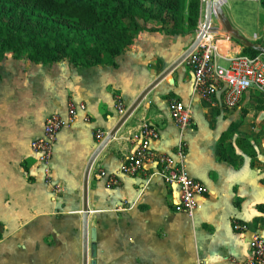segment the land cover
I'll list each match as a JSON object with an SVG mask.
<instances>
[{"label":"crops","instance_id":"crops-1","mask_svg":"<svg viewBox=\"0 0 264 264\" xmlns=\"http://www.w3.org/2000/svg\"><path fill=\"white\" fill-rule=\"evenodd\" d=\"M232 9H223L232 27L264 49V25L259 36L249 34V26H233ZM164 26L145 23L114 65L83 67L65 59L41 64L0 51V264H82L83 237L88 264L90 229L95 264H233L249 259L252 237L264 239V97L249 90L231 108L219 94L205 100L183 60L147 91L94 157L83 218L84 169L122 116L117 102L126 110L195 38ZM205 35L219 56L241 53L223 31ZM173 99L188 109V126L171 121ZM69 103H83L85 111L57 132L44 164L30 142L41 136L49 115L65 118ZM142 121L158 133L151 151L178 159L180 147L186 173L203 184L189 215L173 210L178 188L154 173V163L132 175L120 170ZM96 131L103 133L101 141ZM237 138L250 144L252 164ZM109 177L116 184L107 185ZM233 222L243 228L233 230Z\"/></svg>","mask_w":264,"mask_h":264},{"label":"trees","instance_id":"trees-1","mask_svg":"<svg viewBox=\"0 0 264 264\" xmlns=\"http://www.w3.org/2000/svg\"><path fill=\"white\" fill-rule=\"evenodd\" d=\"M258 5L264 11V0ZM199 9L200 0H0V51L41 64L65 59L83 67L114 65V57L156 14L170 18L171 23L157 19L161 26L195 30ZM241 53L255 56L260 49L242 46ZM234 142L252 164L250 144Z\"/></svg>","mask_w":264,"mask_h":264},{"label":"built area","instance_id":"built-area-1","mask_svg":"<svg viewBox=\"0 0 264 264\" xmlns=\"http://www.w3.org/2000/svg\"><path fill=\"white\" fill-rule=\"evenodd\" d=\"M183 62L191 71L193 89L205 100L219 94L223 106L231 108L236 106L241 96L249 90H254L264 97L263 53L255 56L242 53L230 57L219 56L215 41L207 38L204 33ZM78 111H85L83 103H69L65 118L51 114L45 119L41 136L30 142V148L37 155L38 161L44 164L48 162L57 132L68 125ZM116 111L122 115L125 108L117 102ZM168 114L171 121L181 128L190 124L189 111L180 101L174 99L168 101ZM83 119L86 120L85 115ZM157 136V130L149 122L142 121L137 128V145L125 157L120 170L132 175L141 171L146 163H154L156 165L154 173L165 184L176 185L178 188V199L173 210L189 215L197 207V198L203 195L205 188L202 183L186 173L181 162L182 151L180 147L176 152L178 159H174L171 155L151 151L149 144L156 140ZM94 137L97 141H101L103 133L96 131ZM114 184H116V180L109 177L107 185ZM232 228L233 230H241L243 227L239 223L233 222ZM248 246L250 250L249 259L235 261L233 264H264V239L254 236L249 241Z\"/></svg>","mask_w":264,"mask_h":264},{"label":"water","instance_id":"water-1","mask_svg":"<svg viewBox=\"0 0 264 264\" xmlns=\"http://www.w3.org/2000/svg\"><path fill=\"white\" fill-rule=\"evenodd\" d=\"M210 13H214L216 18L218 19L221 31L228 34L234 41L239 43L241 46L244 47H254L259 48L260 53L264 54V49L261 47H256L251 44L247 39H245L235 28L232 27L229 20L227 19L224 11L221 8V0H205V8H204V21L201 28L198 30L192 44L178 57L176 61H174L169 67H167L160 75H158L141 93L134 99V101L130 104V106L125 110L122 116L119 118L117 123L114 125L112 130L108 133V135L100 142V144L96 147L94 152L89 157L87 164L84 169L83 180H82V211H83V218L84 212L86 210V203H85V196H86V174L89 169L90 164L92 163L94 157L102 148L104 143L110 138V136L115 132V130L123 123L126 117L131 113V111L135 108V106L142 100L144 95L151 89L163 76H165L174 66L180 63L184 58L191 52L195 46L198 44L204 33L209 28V21H210ZM84 222V221H83ZM95 231L94 229L89 230V257L90 261L88 264H95ZM82 264H86V254H85V238L83 237V245H82Z\"/></svg>","mask_w":264,"mask_h":264},{"label":"rangeland","instance_id":"rangeland-1","mask_svg":"<svg viewBox=\"0 0 264 264\" xmlns=\"http://www.w3.org/2000/svg\"><path fill=\"white\" fill-rule=\"evenodd\" d=\"M233 4V13L235 14V19H233L234 23L233 26H239L240 28L242 26H249L250 27V33L253 34L256 33L258 36L260 35L261 27L264 25V11L259 7L258 0H221V8L222 10L229 11L230 5ZM204 8H205V1H200V9H199V16H198V24L196 26L195 30H188L183 25L182 29L184 28V31L182 32H190L193 34H197L198 30L201 28L203 21H204ZM158 16L155 18L157 19H168L170 22V18L168 15L164 13H158L156 14ZM159 22V21H157ZM171 23V22H170ZM232 24V22H231ZM234 28V27H233ZM238 28V27H237ZM217 32L221 31V26L216 18L214 13H210V21H209V28L207 29V32ZM228 35V34H227ZM193 37V36H192ZM237 106V105H236ZM235 107V106H234Z\"/></svg>","mask_w":264,"mask_h":264}]
</instances>
